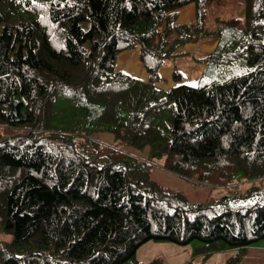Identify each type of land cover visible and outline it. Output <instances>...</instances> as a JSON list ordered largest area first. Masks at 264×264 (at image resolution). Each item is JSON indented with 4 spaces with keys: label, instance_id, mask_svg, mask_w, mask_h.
Listing matches in <instances>:
<instances>
[{
    "label": "trees",
    "instance_id": "obj_1",
    "mask_svg": "<svg viewBox=\"0 0 264 264\" xmlns=\"http://www.w3.org/2000/svg\"><path fill=\"white\" fill-rule=\"evenodd\" d=\"M215 1L0 0V264H144L148 241L238 264L264 239V0L211 29ZM191 3L194 23L178 22ZM204 37L218 40L197 83L176 68L178 84L157 85ZM135 48L147 80L116 68ZM157 158L212 189L238 173L260 184L194 203L151 178Z\"/></svg>",
    "mask_w": 264,
    "mask_h": 264
},
{
    "label": "rangeland",
    "instance_id": "obj_2",
    "mask_svg": "<svg viewBox=\"0 0 264 264\" xmlns=\"http://www.w3.org/2000/svg\"><path fill=\"white\" fill-rule=\"evenodd\" d=\"M243 3H244L243 0H216L215 2H213L211 4L212 11L209 12V14L207 16V27L211 28V29H215L217 27V19L218 18H226L227 19V18H232V17H241L242 12H243V8H244ZM179 12H180V10H179ZM189 21L187 24L194 23V21H195L194 17L190 18ZM217 40H218L217 37H204V38L198 39L195 42H190L189 44L186 45L187 49H184V47L182 49L184 54H186L185 57L182 60H180L179 62L174 61L173 64L171 65L172 70L174 71L178 67H186V66L191 67V70L195 69V73L197 74L196 75L197 77L194 79V82L191 84L192 85L196 84L198 81V78H199V75H198L199 71L197 70L196 66H199V65H196L195 63H197V64L200 63L197 61V58L203 57L204 54L213 50V49H207V48H212L213 46H207L205 48H202V47H200V45L201 44L205 45L206 43H213L214 42L215 46H216ZM194 45H195V47H194ZM130 50H133L132 53L135 54L136 58L138 59V57H137L138 52L136 53V51H134L135 49H130ZM185 50H187V52ZM200 64H203V63H200ZM164 65L161 67V69H163ZM230 74H231V72L228 70L223 71L220 80L228 77ZM148 77H145V78L147 79ZM62 101H63L64 105L66 103L68 105L69 102H71L70 98H68V97L67 98L63 97ZM93 136L97 140L102 141L106 144L107 143L115 144V142L112 139L114 137L109 132H96V133H94ZM123 149L125 151H128L129 153L138 154L140 156H143L144 154L147 153V151H144V150L138 151V150H135L133 148L131 149L129 147L126 149H125V147H123ZM154 163H155V166L153 167L152 173H151V178L154 181H157L156 178L154 177V173L156 171H158V172L160 171L162 174H165L164 178H166L168 176L178 177L174 174L171 175L172 173L164 170L163 168H157V166H159L160 163L163 164V158L162 159L161 158L155 159ZM159 177L161 179L160 173H159ZM179 179L185 180L182 178H179ZM157 182H159V181H157ZM180 182H182V181H180ZM187 182H190L197 189H193L191 191H188V190H185L179 186H177L178 188H174L172 186H166V187L169 189L175 190V191H181L182 193L185 194V196L187 197V199L189 201L197 203V202H206L208 200V198L211 196L219 197L227 190H232V191H236L238 193H241V192H245L246 190H248L254 184H256V185L260 184V181H258L256 179L246 178L241 173L236 174L233 177L230 186L227 185L225 187H216V188L212 189L211 186H209L206 182L198 183V182H195L193 180H188ZM202 188H205V189H202ZM185 191H187V193ZM11 239H12V234L5 231L3 229V227L0 226V244L9 242V241H11ZM199 245H201V243L198 241H194L193 243H190V245H188V246H180V245H177V244H174L171 242H165V241H162V242L148 241L138 248V250L136 252V257L139 261L142 260L141 262H143L144 264H149L152 260H154L156 258H159L161 260V264H187L188 262H190V264H225L226 259L235 253L234 252V253H231L230 255H228V254L223 253V252H215V253L208 255L207 257L196 256L193 259H191L190 252H191L192 248L195 246H199ZM256 246L259 247L260 249H264V239L260 240L257 244H255L252 247H256ZM227 250H229V249H227ZM246 254H247V252H246Z\"/></svg>",
    "mask_w": 264,
    "mask_h": 264
},
{
    "label": "crops",
    "instance_id": "obj_3",
    "mask_svg": "<svg viewBox=\"0 0 264 264\" xmlns=\"http://www.w3.org/2000/svg\"><path fill=\"white\" fill-rule=\"evenodd\" d=\"M179 10H180V12L178 14V22L188 23L190 18L194 17L195 6L193 3L188 4L187 6L180 8ZM187 44H189V43H187ZM186 45L184 46V49H187ZM207 46H213L212 48H207V49H214L215 43L213 42V43H206L205 45H203V44L200 45V47H202V48H205ZM194 47H195V45H194ZM134 51H136V53H137L138 52L137 48H135ZM185 51L187 52V50H185ZM132 52H133V50H126V51L120 52L117 56L116 67L120 70L125 71L126 73H128L131 76L138 77L141 80H147L148 78L146 79L145 77L149 76L148 73L144 70L141 62L136 58L135 54H133ZM182 52H183V50H182ZM185 55L186 54L171 58L165 63L163 69L160 70V81H159V83H157V85H159L162 88H169L171 86L178 84V82H174L173 75H172L173 70H172L171 65L173 64L174 61L179 62L180 60H182L185 57ZM195 64L199 65V66H196V68L199 71L198 75H200V73L204 70L205 65L200 64V63H198V64L195 63ZM177 69L182 72V75H183L182 81H181L182 83H190L191 84L194 82V79L197 77L196 76L197 74L195 73V69L191 70V67H189V66L178 67ZM107 144L111 145L110 143H107ZM128 147L129 146H126L125 149ZM129 148H131V147H129ZM132 154H134V153H132ZM134 155H136L140 158H144V159L147 157V153L144 154L143 156H140L138 154H134ZM159 173L161 175V179L159 177ZM164 175L165 174H162L160 171L159 172L156 171L154 173V177L156 178V180L165 186H172L174 188H178L177 186H179V187H182L183 189L188 190V191H191L193 189H197L190 182H187L188 180H181L175 176H171V177L168 176V177L164 178ZM171 175H173V174H171ZM180 181H182V182H180ZM202 189H205V188H202ZM185 192L187 193V191H185ZM257 243H255V244H257ZM254 245H251L247 248V254H245L244 258L238 264H264V249H260L257 246L252 247ZM234 252H235L234 250L223 251V253H226L228 255H230L231 253H234ZM201 257H203V256H201Z\"/></svg>",
    "mask_w": 264,
    "mask_h": 264
}]
</instances>
